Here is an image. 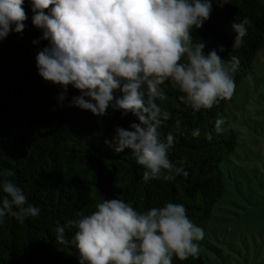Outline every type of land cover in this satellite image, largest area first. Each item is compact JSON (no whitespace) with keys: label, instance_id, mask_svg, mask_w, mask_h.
I'll return each instance as SVG.
<instances>
[{"label":"clouds","instance_id":"obj_1","mask_svg":"<svg viewBox=\"0 0 264 264\" xmlns=\"http://www.w3.org/2000/svg\"><path fill=\"white\" fill-rule=\"evenodd\" d=\"M25 0H0V41L22 34ZM32 25L47 44L35 56L37 75L59 86L58 102L97 118L109 112L133 117L127 127L115 126L103 143L115 154L130 151L142 168V181L172 182L186 175L170 159L176 145L173 131L163 132L172 113L158 101L167 100L165 85L194 113L212 109L231 98L241 59L221 58L220 45L204 52L206 43L193 33L210 18L217 0H29ZM222 5V3H217ZM248 17L230 25L233 48L248 34ZM69 88L79 94L71 98ZM217 116L211 131L222 133ZM175 127H180L176 120ZM193 137L201 129L192 131ZM0 169V225L6 218L24 223L39 216L25 191ZM72 230L71 238L66 235ZM55 242L76 250L78 264H173L199 255L204 230L187 215L183 204L165 202L138 210L119 197H102L87 213L77 211L64 225L57 222Z\"/></svg>","mask_w":264,"mask_h":264},{"label":"trees","instance_id":"obj_2","mask_svg":"<svg viewBox=\"0 0 264 264\" xmlns=\"http://www.w3.org/2000/svg\"><path fill=\"white\" fill-rule=\"evenodd\" d=\"M217 3H222L218 5ZM210 18L193 35L206 43L204 52L222 45V59L237 55L240 70L236 87L253 73L254 62L264 49V0H217ZM23 8L27 15L22 34H9L0 41V169H12L14 182L21 187L29 203L40 207L36 218L18 223L6 218L0 225V264H78L76 250L55 242L57 222L64 225L77 211L87 213L102 198L119 197L138 210L160 206L165 202L183 204L188 217L202 227L223 190L221 164L234 151L235 134L227 128V103L222 99L212 109L194 113L179 100V93L166 84L167 100L158 101L172 113L163 132L173 131L177 143L170 159L186 175L175 181H142V168L130 151L115 154L103 141L115 126L127 127L129 115L109 112L103 118L68 108L58 102L59 86L43 81L37 75L35 56L46 41L33 45L42 35L32 25L29 0ZM248 17V34L240 48H233L235 34L230 31L234 19ZM79 93L69 88L68 97ZM225 120L222 133L211 131L217 116ZM176 120L180 127H175ZM201 129L199 137L192 131ZM66 235L71 238L72 230ZM173 264H206L199 257L185 261L173 258Z\"/></svg>","mask_w":264,"mask_h":264},{"label":"rangeland","instance_id":"obj_3","mask_svg":"<svg viewBox=\"0 0 264 264\" xmlns=\"http://www.w3.org/2000/svg\"><path fill=\"white\" fill-rule=\"evenodd\" d=\"M234 151L221 164L224 190L202 226L206 264H264V49L227 103Z\"/></svg>","mask_w":264,"mask_h":264}]
</instances>
